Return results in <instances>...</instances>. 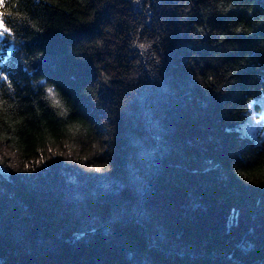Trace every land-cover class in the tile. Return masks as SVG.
<instances>
[{
    "label": "trees",
    "instance_id": "16d2710c",
    "mask_svg": "<svg viewBox=\"0 0 264 264\" xmlns=\"http://www.w3.org/2000/svg\"><path fill=\"white\" fill-rule=\"evenodd\" d=\"M6 5L0 264H264V0Z\"/></svg>",
    "mask_w": 264,
    "mask_h": 264
},
{
    "label": "snow or ice",
    "instance_id": "6c2138e0",
    "mask_svg": "<svg viewBox=\"0 0 264 264\" xmlns=\"http://www.w3.org/2000/svg\"><path fill=\"white\" fill-rule=\"evenodd\" d=\"M8 4H11V0H8ZM7 7L6 0H0V9H5ZM10 13L7 11H0V37H4L9 34L12 29L10 27L5 26L4 18L9 16Z\"/></svg>",
    "mask_w": 264,
    "mask_h": 264
},
{
    "label": "rangeland",
    "instance_id": "374dc122",
    "mask_svg": "<svg viewBox=\"0 0 264 264\" xmlns=\"http://www.w3.org/2000/svg\"><path fill=\"white\" fill-rule=\"evenodd\" d=\"M261 123H264V112L260 113L257 116H250L248 118V121L246 122L245 126L247 130L255 129L257 126H259ZM263 129H261V132ZM16 160V157H14Z\"/></svg>",
    "mask_w": 264,
    "mask_h": 264
}]
</instances>
